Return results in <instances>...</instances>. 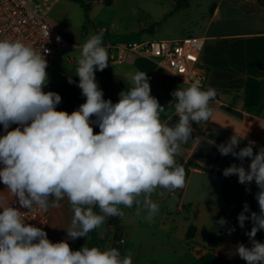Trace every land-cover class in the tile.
I'll return each mask as SVG.
<instances>
[{"label":"clouds","instance_id":"clouds-1","mask_svg":"<svg viewBox=\"0 0 264 264\" xmlns=\"http://www.w3.org/2000/svg\"><path fill=\"white\" fill-rule=\"evenodd\" d=\"M102 37L103 33L91 35L82 45L75 75L86 100L71 113L57 110L59 93L43 90L48 83L44 53L49 50L39 52L20 39L0 38V124L5 130L0 135V182L18 205L3 206L0 211V264H132L131 252L122 257L118 248L99 246L73 251L68 240L87 237L106 217H123L119 205L130 208L143 203L148 209L146 220L151 222L159 210L152 193L158 187L168 191L184 187L185 168L175 157L180 143L192 136L191 122L211 118L210 101L216 90L203 89L199 81L175 89V99L169 102L170 107L175 102L179 115L175 126L161 119L164 106L151 95L144 71L135 73L118 102L105 100L95 78L97 70L109 66ZM68 82H74L70 76ZM12 124L18 126L10 129ZM94 124L99 132H94ZM245 137L234 132L216 145L222 156L231 154L241 161L226 167L223 176L236 175L244 185L255 181L258 188L259 213L245 215L249 212L245 203L237 217L241 228L246 220L252 221L246 233L251 246L240 243L230 255H238L247 264H264V243L255 239L264 230V146L254 154L256 142L250 140L236 151ZM245 157L251 158L247 169ZM141 196L143 201L138 199ZM65 197L74 213L67 239L54 243L43 228L23 221L22 208L47 210L50 203L58 206ZM97 205L99 213L93 210ZM234 230L229 229V234Z\"/></svg>","mask_w":264,"mask_h":264},{"label":"crops","instance_id":"crops-1","mask_svg":"<svg viewBox=\"0 0 264 264\" xmlns=\"http://www.w3.org/2000/svg\"><path fill=\"white\" fill-rule=\"evenodd\" d=\"M198 35L205 38V44L198 55L196 68L204 75L203 89L212 87L217 94L210 101L213 108L211 118L199 124L191 122L194 129L192 136L187 143H180V154L175 157L177 164L185 168L184 187L174 191L158 187L152 193L151 200L159 206V210L151 222L146 220L148 209L143 203H133L130 208L119 205L123 217H106L105 222L96 228L100 239L98 246L101 249L118 248L122 257L131 252L132 264H192L208 251L233 264H247L238 255L230 253L240 243L251 246L246 233L251 230L252 221L246 220L241 228L237 217L245 203L249 206L245 215L250 217L251 212L259 213L255 198L258 188L255 181L244 185L238 182L236 175L223 176L226 167L233 163L240 165L241 161L231 154L222 156L216 145L226 142L235 132L240 138L246 135L236 151L247 146L250 140L256 142L254 154L264 146V5L244 7L231 0H218L211 5ZM127 63L131 66L117 67L120 64L109 63L116 66L110 71L130 87L137 71L147 73L149 83L164 89L155 96L165 109L161 119L166 120L169 126H175L179 115L175 111V102L170 107L169 102L175 99L172 92L177 88H187L189 84L178 87L175 84L177 78L152 59L138 57ZM158 67L170 74L159 72ZM248 78L257 79L261 89L260 100L253 106L244 103ZM120 92L116 89V95L110 99L113 103L118 102ZM93 129L99 132L95 124ZM250 161L251 158L245 157L243 165L246 169ZM195 167L218 171L224 179L228 198L238 203L239 208L223 210L211 202L183 204V192ZM138 199L143 201V196ZM3 203L0 194V211L7 205ZM48 208L49 223L45 230L48 238L54 243L67 239L66 229L71 226L74 215L67 197L61 199L58 206L50 203ZM221 219L226 221L224 225L219 223ZM191 226L194 231L187 237ZM232 228L235 230L229 234L228 230ZM90 237L89 232L87 237L69 239L70 248L75 251L87 246ZM255 239L264 243V230L258 231Z\"/></svg>","mask_w":264,"mask_h":264},{"label":"rangeland","instance_id":"rangeland-1","mask_svg":"<svg viewBox=\"0 0 264 264\" xmlns=\"http://www.w3.org/2000/svg\"><path fill=\"white\" fill-rule=\"evenodd\" d=\"M81 1L91 6L88 20H86L85 9L79 1L55 0L49 8H47V2L42 4L45 20L56 28L66 41V44L56 51L52 63L46 69L48 83L43 88L45 92L55 91L60 94L61 103L56 106L57 110L67 109L72 112L86 100L81 89L68 88L70 87L68 78L70 76L72 80H79V77L75 75L77 58L80 55L82 45L91 35L103 33L102 41L108 37L116 41L123 39L144 41L149 39H179L184 35L195 36L202 28L211 5L218 0H113L110 5H105L102 0ZM179 1L181 3L186 2L188 5L175 10L174 8ZM231 1L244 7L264 4V0ZM140 12H144L152 18L154 26L151 30H140ZM116 66L129 67L131 65L120 63ZM116 66L109 65L103 71L97 70L95 72L96 81L99 88L103 90L105 100L114 98L116 89L125 90L122 85L124 81L110 71L115 70ZM157 70L159 72L167 71L160 67ZM175 84L181 88L186 86L178 79L175 80ZM150 87L153 96L164 91L162 87L156 86L153 82L150 83ZM92 119L94 120L95 117ZM17 126L12 124L10 129ZM4 134L5 130L0 124V135ZM0 194L4 205L13 197L2 182H0Z\"/></svg>","mask_w":264,"mask_h":264},{"label":"built area","instance_id":"built-area-1","mask_svg":"<svg viewBox=\"0 0 264 264\" xmlns=\"http://www.w3.org/2000/svg\"><path fill=\"white\" fill-rule=\"evenodd\" d=\"M54 1L0 0V38L20 39L32 45L39 52L47 48L49 52L44 55L49 66L56 51L66 44L63 35L45 20L44 12H42L43 2H47V8H49ZM57 37H60L59 41ZM102 44L108 50L111 64L133 62L138 57L152 59L166 68L179 81L189 85L199 81L203 88L204 75L196 68L198 55L205 44V38L201 35L144 41L137 39L116 41L108 37L102 41ZM63 110L71 113L70 110ZM15 203L13 196L6 206ZM21 211L25 223L41 227L44 231L48 228L49 208L43 210L34 206L30 210L22 208Z\"/></svg>","mask_w":264,"mask_h":264},{"label":"water","instance_id":"water-1","mask_svg":"<svg viewBox=\"0 0 264 264\" xmlns=\"http://www.w3.org/2000/svg\"><path fill=\"white\" fill-rule=\"evenodd\" d=\"M181 202L183 204L211 202L223 210L239 208L238 203L228 198L224 179L218 171L197 167L193 168L189 174Z\"/></svg>","mask_w":264,"mask_h":264},{"label":"trees","instance_id":"trees-1","mask_svg":"<svg viewBox=\"0 0 264 264\" xmlns=\"http://www.w3.org/2000/svg\"><path fill=\"white\" fill-rule=\"evenodd\" d=\"M76 1H79L81 3V5L83 6V8L85 9L86 20H88L89 19L88 14H89V10H90L91 6L89 4H84L81 0H76ZM102 2L105 5H110L113 2V0H102ZM187 5L188 4L186 2L181 3L179 1V2H177L174 9L178 10L182 6H187ZM153 26H154V22H153L152 18L144 12H140L139 13L140 30L141 31H143L145 29L151 30L153 28ZM73 81L74 82L71 83L70 87H68V88L80 90V88L78 87L79 80H73ZM122 85L126 91L130 88V86L124 82H122ZM260 96H261V89H260L259 81L255 78H248L246 80V85H245V97H244L245 105L253 106V105L257 104L260 100ZM93 210L97 213H99V211H100L98 205L94 206ZM112 221H111V223H112ZM193 231H194V228L191 226L187 232V237H190L192 235ZM90 235H91V237H90V240L88 242L87 247L98 246L100 239L97 236L96 229L91 231ZM192 264H233V263L221 258L220 256H218L217 254H215L212 251H208V252L204 253L203 255H201L199 258H197Z\"/></svg>","mask_w":264,"mask_h":264}]
</instances>
